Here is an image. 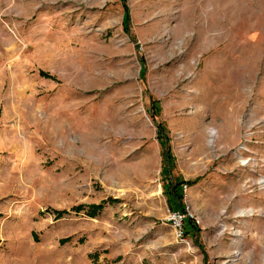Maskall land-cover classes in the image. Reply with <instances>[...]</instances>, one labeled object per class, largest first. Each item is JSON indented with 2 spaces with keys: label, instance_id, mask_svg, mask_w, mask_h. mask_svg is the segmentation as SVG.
Segmentation results:
<instances>
[{
  "label": "rangeland",
  "instance_id": "374dc122",
  "mask_svg": "<svg viewBox=\"0 0 264 264\" xmlns=\"http://www.w3.org/2000/svg\"><path fill=\"white\" fill-rule=\"evenodd\" d=\"M125 1L0 0V264H264V0Z\"/></svg>",
  "mask_w": 264,
  "mask_h": 264
},
{
  "label": "trees",
  "instance_id": "16d2710c",
  "mask_svg": "<svg viewBox=\"0 0 264 264\" xmlns=\"http://www.w3.org/2000/svg\"><path fill=\"white\" fill-rule=\"evenodd\" d=\"M123 10H124V30L129 33V25L131 21V15H130V10L127 6V3L125 0H121ZM41 75L45 77H50L48 74L41 73ZM152 117L155 119L157 116H159V108L155 103L152 106ZM157 127L160 129V137L161 138V143L166 146L165 151L163 152V168H162V174L165 176V181H164V189L166 193L170 196V198L173 200L176 209L173 210L174 212H180L181 214L185 215L183 219V231H184V236H190L192 235V238L194 239H199V234H200V228L196 222V220L188 215V212L186 211L185 205H184V199H185V191H184V186H188L189 184H195L197 183L200 179H196L194 181H189V182H181L178 183L177 179H173L171 177L173 169L176 167V159L175 156H173L172 151L170 150L169 147V135L164 130V125L162 123H158ZM110 203H114V201H110ZM106 202H103L101 204H92L88 207L85 205H79L73 208L74 211L76 212H81L83 210H87V215L91 218H95L98 216L105 208ZM178 209V210H177ZM55 215L57 217H63L65 214L68 212L66 210L64 211H54ZM91 257L97 261L99 258V254L95 253L91 255Z\"/></svg>",
  "mask_w": 264,
  "mask_h": 264
},
{
  "label": "built area",
  "instance_id": "2783aa9c",
  "mask_svg": "<svg viewBox=\"0 0 264 264\" xmlns=\"http://www.w3.org/2000/svg\"><path fill=\"white\" fill-rule=\"evenodd\" d=\"M188 186H184V191H186ZM185 215L181 214L180 212H173L171 219L173 220L175 230L177 232L178 237L184 238V231H183V219ZM192 217V216H191Z\"/></svg>",
  "mask_w": 264,
  "mask_h": 264
},
{
  "label": "bare ground",
  "instance_id": "6f19581e",
  "mask_svg": "<svg viewBox=\"0 0 264 264\" xmlns=\"http://www.w3.org/2000/svg\"><path fill=\"white\" fill-rule=\"evenodd\" d=\"M217 135V133L213 132L212 133V136L215 138V136Z\"/></svg>",
  "mask_w": 264,
  "mask_h": 264
}]
</instances>
